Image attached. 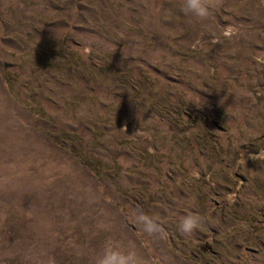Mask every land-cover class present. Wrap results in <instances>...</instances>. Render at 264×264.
Returning <instances> with one entry per match:
<instances>
[{
  "label": "rangeland",
  "instance_id": "374dc122",
  "mask_svg": "<svg viewBox=\"0 0 264 264\" xmlns=\"http://www.w3.org/2000/svg\"><path fill=\"white\" fill-rule=\"evenodd\" d=\"M181 3L0 0V264H264V0Z\"/></svg>",
  "mask_w": 264,
  "mask_h": 264
},
{
  "label": "clouds",
  "instance_id": "9594fccd",
  "mask_svg": "<svg viewBox=\"0 0 264 264\" xmlns=\"http://www.w3.org/2000/svg\"><path fill=\"white\" fill-rule=\"evenodd\" d=\"M214 6L215 0H182L181 11L185 16L204 21L210 17ZM237 31L236 28L230 27L225 35L231 37ZM196 105L200 106L201 103ZM193 175H198V173L194 171ZM134 219L140 230L148 236H163L166 231L165 226L159 220L144 212L135 213ZM204 224L205 220L201 215L190 213L182 218L179 231L190 236ZM49 264H56L55 259L50 257ZM95 264H151V261L132 244L124 245L118 240H108L97 256Z\"/></svg>",
  "mask_w": 264,
  "mask_h": 264
}]
</instances>
